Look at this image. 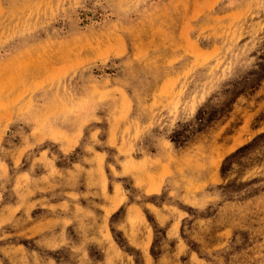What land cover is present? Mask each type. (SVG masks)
<instances>
[{
    "label": "rangeland",
    "instance_id": "rangeland-1",
    "mask_svg": "<svg viewBox=\"0 0 264 264\" xmlns=\"http://www.w3.org/2000/svg\"><path fill=\"white\" fill-rule=\"evenodd\" d=\"M0 264H264V0H0Z\"/></svg>",
    "mask_w": 264,
    "mask_h": 264
}]
</instances>
